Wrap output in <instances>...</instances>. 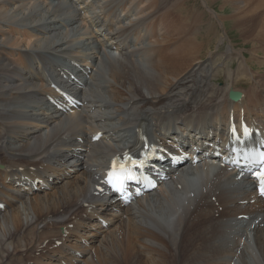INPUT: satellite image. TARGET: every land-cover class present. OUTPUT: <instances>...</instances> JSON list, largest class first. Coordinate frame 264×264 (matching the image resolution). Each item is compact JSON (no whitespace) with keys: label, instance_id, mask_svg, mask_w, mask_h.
I'll return each instance as SVG.
<instances>
[{"label":"bare ground","instance_id":"6f19581e","mask_svg":"<svg viewBox=\"0 0 264 264\" xmlns=\"http://www.w3.org/2000/svg\"><path fill=\"white\" fill-rule=\"evenodd\" d=\"M32 1L0 0V108L4 110L15 97L19 99L10 105L35 103L33 110L27 109V103L24 108L0 110V182L7 187L0 196V264H96L93 248L98 263L104 259L112 264H170V256L160 247L181 236L189 242L183 255L193 258L191 264H210L207 256L215 259L211 264H223L226 256L232 258L240 252L239 263L247 264L250 252L254 264H264V200L249 176L218 166L210 177L208 171L215 168V161L202 163L200 154L190 152L174 171H166L163 183H168L120 206L118 212L104 201L107 197L99 178L112 156L134 145L139 132L146 134V145L159 144L174 134L192 140L197 137V144L203 147L214 140L209 131L221 135L230 120L264 124V75L256 76L248 62L241 61L234 71L221 70L228 77L225 85H211L207 74L201 75L198 59L203 38L216 34L214 21L206 24L204 34L197 31L196 21H202L196 17L195 7L193 12L185 9L188 0H118V5L111 6L102 0H85L80 5L84 7L74 12L78 18L69 23L84 26L87 31L83 28L82 33L95 38V44L84 50L74 47L68 56L62 53L63 60L79 65V69L73 67L76 74L70 77L65 63L51 64L33 56L43 53L39 48H43L42 40L49 39L45 35L65 27L66 18L74 13L69 10L72 14L56 19V7L50 10L45 5L39 11L49 13V19L25 25L32 15L26 8L38 10ZM225 4L237 15L234 26L264 51V0H224ZM14 6L18 8L8 14ZM173 8L181 11L174 13ZM91 18L97 23L88 25ZM20 22L24 26L18 27ZM37 25L44 27L39 30ZM102 36L115 45L119 59L106 53L105 47L112 48ZM64 38L59 43L52 40L56 55L64 51ZM104 61L109 77L103 72ZM119 84L127 90L122 91ZM56 87L77 94L76 105L70 106ZM52 97L54 101L49 100ZM56 102L59 105L50 108ZM20 110L34 116L16 119ZM41 114H48L46 120L40 119ZM12 118L11 123L6 121ZM99 131L101 139L92 141ZM195 177L203 180L200 189H195ZM35 178L49 184L48 190L58 189L32 192L27 181ZM99 219L108 223L101 225ZM109 239H115L128 257L111 259L106 252ZM7 243L20 253H10ZM133 250L139 263L129 258Z\"/></svg>","mask_w":264,"mask_h":264},{"label":"rangeland","instance_id":"374dc122","mask_svg":"<svg viewBox=\"0 0 264 264\" xmlns=\"http://www.w3.org/2000/svg\"><path fill=\"white\" fill-rule=\"evenodd\" d=\"M84 1L85 0H46L45 2H43V0H35V2L37 4L33 8L38 9V10L37 11L35 10L36 12L35 11L32 12V10L29 9L31 7H29V8L27 7L26 8V11L28 10V13H32V15H30V17H29V18H31V20L29 18H27L28 20L26 19L27 21L24 22V23H25V25H30L31 24V26H35L34 24H37V23L38 24H41V23L46 22L47 21V18L49 19L48 15L50 16V14L47 13V12H45V11H43V10H42L43 12L42 11H39L41 9L40 7H42V6L45 7V5H46V8H48L50 10H53L56 7L53 10V12L54 13L56 12V15L55 16H56V19H58L59 17H64V16L70 15V14H72L74 12L77 13L79 11L78 9L84 7V6L80 7V5ZM104 1H105V4H107L109 6H111V5H118V0H116V1H114V0H102V3H104ZM222 1L224 2V0H188L186 2L187 3L186 4L187 6L184 4V6H186V8L183 6L185 9H187L188 12L189 11L193 12L192 11L193 10V7H195L194 8V10H195L194 13L196 14V17L200 16V17H198V20L200 18V20L202 22H204V23H202V22L200 23V22H197L196 21V28L198 27L197 31H200V33H202V34L205 33V29L204 28H205L206 24L209 21L210 22L211 21H214V27L213 28L216 31L215 33L217 35L216 34L215 35L213 34L211 36L209 35V36H205L203 38V42H201L202 43V47L200 49V50H202V51H200L201 58L198 59V62H199V64L202 65V68H203L202 71H201V75H204L206 73L207 74V80H208V82L211 85L216 84V86H218V87L225 85V83H226L225 81L228 78L227 75H225L226 73H224V72L222 73L221 70L226 71V70H231V68H232V71H234L236 69L237 65L239 63H241V61L248 62V64L252 67L251 69H252L253 73L256 76L262 77L264 75V51H263V49L259 46V44L256 45V43L254 41L252 42V37H250L247 33H244L242 31H240L238 28H236V26H234L235 25L234 24L235 23V19H236V16H237V15L236 16H233V9L234 8L231 5H229V4L223 5V2ZM240 1H242V0H240ZM32 2H34V0ZM90 2L91 1H89V3ZM116 2H117V4H115ZM67 4H69V5H67ZM238 4L241 6V5H243V2L238 3ZM15 7H17V6L12 7L11 10H10V12L8 14H10L11 12L15 11L18 8V7L17 8H15ZM166 9H171V8L167 7ZM69 10L70 11L72 10L71 11L72 13ZM97 10H98V8H97ZM163 10H165V9H163ZM175 10L181 11L179 8L178 9H174L173 8V12ZM178 11H175V12H178ZM34 12H35V14H34ZM42 15H44V16H42ZM55 16L53 15L51 17L54 18ZM98 16H99V18L103 19V17H100V15H98ZM74 17L78 18L77 14L74 13L73 15H70V16H68L66 18L67 19V20H65L66 30H65V27H62L59 30L53 31V33L51 32V34H49V35H45V38L48 37L49 39L42 40L41 43H40V46H43V48L42 47L39 48V49H43V53H36L34 56H33V54L30 53L29 55L31 57L33 56V58L37 59L38 61L41 60V61L52 62L51 64H53V62H56V63H59V64L60 63L61 64H64V63H66L67 60L66 59H65L66 61L63 60V58H62L63 57L62 56L63 54L62 53H64V56L65 55L68 56L69 54H71L72 49H74V47H79L80 50H84V49H86L88 47H92L95 44V41H94L95 38H93V37L92 38H89V34L88 33H85L86 35L84 33H82L84 31H87L84 28V26L80 25L79 22L77 23V21H76V23L74 21H70V23H69V20L70 19H74ZM32 18H34V21H37V20H41V21L32 22V20H33ZM91 19H89V21L91 20L90 22H87L88 25H90V23H97L96 22V18H94V19L91 18ZM101 19H99V20H101ZM61 20L64 21V19H61ZM24 23L22 22L21 24L18 25V27L19 26H22V25L24 26ZM0 24H2V22H0ZM59 24L62 26L61 21H60ZM67 24L70 25V26H68ZM79 25H80V27L81 26L82 27L80 28ZM40 26L41 27H39V25H37L36 28L39 27V30H42L44 26H42V25H40ZM83 28H84V31H83ZM64 36H65V38H64L65 40L63 39V42H65V43L62 46V48L64 49V51L59 52V54L56 55L55 54V50H54L55 48H53L54 45H55V43H52V40L54 39V42L56 41V42L59 43V41H61L62 40V37H64ZM100 39L101 40H104V41L106 40V39H104L103 36L100 37ZM66 40H68L67 41L68 43L66 42ZM205 41H206V43H205ZM105 44L107 46H109L110 48H112V49H109L108 50V47H105L106 53L112 52L111 54L113 56H116L117 59H119L121 57V56H119L118 51H116L115 45L113 43L111 44L110 42L105 41ZM32 48H33V45H32V47L31 46H28V49L26 51H30ZM35 49H38V48H35ZM27 55L28 54H25V56H27ZM85 55H82V58L83 59L85 58ZM113 56H112V58H113ZM93 59H95V58H93ZM105 61L101 65H102V68L105 69L103 72L105 73L106 77H109L108 65H107V63H105ZM259 61H262L263 63H261ZM5 62L10 63V61H7V60H5ZM116 63H117V60H116ZM47 65L48 64H45L43 66H47ZM50 70L52 71L53 69L50 68ZM219 72H221V73H219ZM213 74H216L217 77H212ZM242 84L248 86L247 83H245L244 81H242ZM118 86H119V88L122 91H126L127 90L125 86H122L120 84ZM103 87H105V86L103 85ZM142 91L145 92L144 88H142ZM106 94L105 93H102V91H101V95H104L105 97L108 96L109 98L107 97L106 99H110V96L108 94L107 95ZM17 99H19V98L15 97V98L9 99L8 103L6 104V106L3 107L4 110H2V107L0 108V110L1 111H4V112H7V109H12V108L13 109H16L17 107L24 108L25 105H27V109L28 110H33V107H35V103L34 102H30V101H27V102H25V101H20V102L17 101L14 104L11 103L12 105L9 104L12 100H17ZM24 103H27V104L24 105ZM9 105L11 106V108H9ZM22 110H20L19 113H16L17 114L16 119H20L19 117H21V118H23V117L24 118H27V117H30V116L31 117L34 116L33 114H31L29 112H25V113L22 112ZM25 114H26V117H25ZM13 115L14 114H12V116ZM46 115H48V114H41L40 119L45 118ZM46 118L44 120H46ZM11 120H13V118L12 119H9V120H6V121H10V123H11ZM111 121L114 122L115 119H112ZM21 126H23V125H21ZM31 126L32 125H28L27 127L29 128ZM44 132H46V130ZM33 141L34 140L31 139L30 140V143L32 144ZM59 159L64 160V157L60 156ZM60 185L61 184L59 183L58 186H60ZM48 189H46L47 190L46 192H48V193L49 192L50 193H54L58 188L55 187V188H52L51 190H48ZM5 191L7 192V187L3 183L0 182V196L1 195L2 196L5 195L4 194ZM9 193L11 194V192L8 191V194ZM10 194H9V196H7L8 198H11ZM219 209H221V207H219ZM113 212H117L116 209ZM85 215L86 214H84V218H85ZM239 218H241V217L239 216ZM259 219H258V221H259ZM202 220H200V222ZM208 220L210 222H212L210 217L208 218ZM202 223L203 224L207 223V218ZM229 223H231V222H229ZM211 226L214 227V224L212 223ZM242 226H244V225L242 224ZM40 227H41V225H40ZM238 227L239 228L241 227V224L240 223L237 224V228ZM9 228L11 230H14L12 224H9ZM63 228H64L63 226L60 227L61 232L63 231ZM210 229H211V227H210ZM204 236L205 235H203V237ZM178 238L175 239L176 241L175 240L168 241L169 244H168L167 247L166 246L165 247L161 246L160 248L163 249L162 251H164V253H166V254H168L170 256L171 261H174L175 260L174 261L175 264H177V263L178 264H191L192 263L191 260L193 258L191 256L190 257L184 256L185 253L187 252V248H189L187 246V245H189V242L187 240V237L186 236H184V237L181 236L179 239ZM167 240H168V238H167ZM250 241H251V239H250ZM171 242H172V245H171ZM92 243L94 244V242H92ZM206 243L207 242H204V244H206ZM250 243H251L250 245L252 246V242H250ZM86 244H90V242L89 243H86ZM241 245L243 247V242L240 243V246ZM7 246H8L7 248L9 249V252L10 253L17 252L16 250H14V246L12 244H8ZM240 246L238 247V249L241 248ZM141 248H144V247L141 246ZM138 249H139V247H138ZM93 250H94V248L92 249V254H93V257H94L93 258L94 259V262H96V264H101V263H104V264H112L110 262L107 263L104 259H103V261H100V263H98V261H97L98 259H96L95 253H93L94 252ZM120 250H122V249H119V247H118L117 242H116L115 239L110 240L107 243V250H106V252L110 255V258L111 259L112 258H116L117 256H120V255L122 257H128L126 255V253H121ZM17 253H20V252H17ZM17 253H15V254H17ZM183 253H184V255H183ZM240 254H241V252H240ZM240 254L237 255V253H235L232 258H231V255L226 256L225 259L227 261L224 262V263L225 264H242V263H239V261H240V259H239ZM37 255H39V254H37ZM129 255H130L129 258L131 259V262H134V263H139L140 262V259L137 257V252L136 251L133 250L131 252V254H129ZM172 255L174 257H172ZM13 258H14V255H13ZM108 260H109V258L107 259V261ZM205 260H206V262H208V263L211 264L215 259L212 258V257L207 256L205 258ZM5 261H7V259ZM171 261H170V264H174ZM246 261H247V264H254L253 261H252V259H251L250 252L247 253ZM123 262H124V264H128L125 261H123ZM131 262H129V263H131ZM204 263H205V261H204ZM28 264H32V263L30 262ZM141 264H143V263H141Z\"/></svg>","mask_w":264,"mask_h":264},{"label":"snow or ice","instance_id":"6c2138e0","mask_svg":"<svg viewBox=\"0 0 264 264\" xmlns=\"http://www.w3.org/2000/svg\"><path fill=\"white\" fill-rule=\"evenodd\" d=\"M260 162L264 165V154L261 155ZM108 175L109 179L106 182L111 184L117 191H123L125 181L136 179L131 169L126 168L124 165H120L119 170H117L116 162H113V171L109 172ZM257 175L260 180L261 191L264 192V168Z\"/></svg>","mask_w":264,"mask_h":264}]
</instances>
